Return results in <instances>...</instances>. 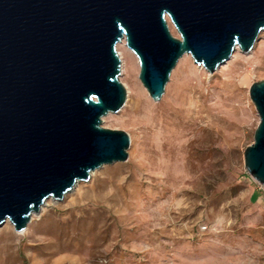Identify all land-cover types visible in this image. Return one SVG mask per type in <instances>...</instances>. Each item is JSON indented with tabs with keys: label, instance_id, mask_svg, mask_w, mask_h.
<instances>
[{
	"label": "rangeland",
	"instance_id": "374dc122",
	"mask_svg": "<svg viewBox=\"0 0 264 264\" xmlns=\"http://www.w3.org/2000/svg\"><path fill=\"white\" fill-rule=\"evenodd\" d=\"M116 51L126 101L101 126L129 136L127 161L48 200L22 233L6 222L0 264H264V189L244 167L259 123L249 88L264 81V31L213 74L184 55L158 102L124 41Z\"/></svg>",
	"mask_w": 264,
	"mask_h": 264
},
{
	"label": "water",
	"instance_id": "95a60500",
	"mask_svg": "<svg viewBox=\"0 0 264 264\" xmlns=\"http://www.w3.org/2000/svg\"><path fill=\"white\" fill-rule=\"evenodd\" d=\"M263 31L264 0H0V227L22 233L48 200L127 161L129 136L101 126L126 101L117 44L158 102L184 55L213 74ZM249 98L244 167L264 189V81Z\"/></svg>",
	"mask_w": 264,
	"mask_h": 264
},
{
	"label": "bare ground",
	"instance_id": "6f19581e",
	"mask_svg": "<svg viewBox=\"0 0 264 264\" xmlns=\"http://www.w3.org/2000/svg\"><path fill=\"white\" fill-rule=\"evenodd\" d=\"M127 59H128V61H129V70H132L133 72H132V74L134 73L135 74V72H134V69H135V67H134V61H133V58L130 56V55H127ZM131 76V75H130ZM136 90H137V88H136ZM139 91V90H138ZM137 92V91H136Z\"/></svg>",
	"mask_w": 264,
	"mask_h": 264
}]
</instances>
